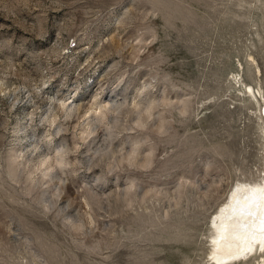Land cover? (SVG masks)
Masks as SVG:
<instances>
[{"label": "rangeland", "instance_id": "374dc122", "mask_svg": "<svg viewBox=\"0 0 264 264\" xmlns=\"http://www.w3.org/2000/svg\"><path fill=\"white\" fill-rule=\"evenodd\" d=\"M263 179L264 0H0V264H214Z\"/></svg>", "mask_w": 264, "mask_h": 264}, {"label": "bare ground", "instance_id": "6f19581e", "mask_svg": "<svg viewBox=\"0 0 264 264\" xmlns=\"http://www.w3.org/2000/svg\"><path fill=\"white\" fill-rule=\"evenodd\" d=\"M248 89L252 91V88L250 86L248 87ZM73 105L74 101H72V103L65 110V112L69 116H71L73 111H76L77 113H80L81 111V103H75L76 106ZM106 107L112 110L114 109L113 111L120 108L118 106L112 107L111 103L107 102L104 106V110H99V114H106ZM98 109H101V107H95L94 105H91L88 111L94 110L97 113ZM53 116L54 118L57 117V115L55 114H53ZM114 118V121L111 119V123L112 125H117L116 123L118 116ZM90 124H93V121H91ZM61 146L62 148L60 150L58 149L59 152H57L58 156L55 157V161L59 164L67 161L68 157H66L64 154L69 151L65 144H62ZM36 147H39L38 144ZM103 150V148H100L97 150V152L102 154V156L106 155ZM46 159L47 157H44L42 159V163L45 162ZM52 166L53 164H50L49 168ZM239 190L241 192H239ZM212 222L215 226V234L213 233V235L211 236L213 238L214 245H212L214 246V248H212L213 250H211L210 252L211 256H209L210 258H212L211 260H215L217 264H223L235 259L237 260L240 257L245 258L258 250L263 251L264 179L261 183L236 185L235 189L230 194L227 205L225 207L222 206L218 210ZM213 263L216 264L215 262Z\"/></svg>", "mask_w": 264, "mask_h": 264}]
</instances>
